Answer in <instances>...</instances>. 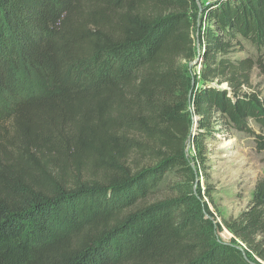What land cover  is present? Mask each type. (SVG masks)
Returning <instances> with one entry per match:
<instances>
[{
	"label": "trees",
	"instance_id": "16d2710c",
	"mask_svg": "<svg viewBox=\"0 0 264 264\" xmlns=\"http://www.w3.org/2000/svg\"><path fill=\"white\" fill-rule=\"evenodd\" d=\"M255 69L264 0H0V156L7 123L20 139L67 125L74 168L102 175L66 186L25 150L35 167L0 163V264H263L264 179L224 242L192 164L219 122L264 150ZM133 153L150 164L131 171Z\"/></svg>",
	"mask_w": 264,
	"mask_h": 264
},
{
	"label": "rangeland",
	"instance_id": "374dc122",
	"mask_svg": "<svg viewBox=\"0 0 264 264\" xmlns=\"http://www.w3.org/2000/svg\"><path fill=\"white\" fill-rule=\"evenodd\" d=\"M196 1L200 7L212 2V0ZM196 47L199 49L198 41ZM193 68L194 73H198L199 67L193 66ZM251 84L253 90L257 91L264 101V76L260 75L257 69L251 75ZM8 107L9 104L0 97V121ZM194 119L196 118L194 117ZM10 124L7 123L5 127L7 131L2 133L6 140L2 141L1 164L14 165L20 155H23L24 164L28 168L35 167L33 161L25 162V150L33 156L38 164L43 163L44 158L58 159L59 164L67 170L66 183L64 184L66 186H70L75 180L83 183L102 179L100 171L96 170L92 164L90 165L89 161L84 162L79 170L74 168L71 157L74 155L75 137L67 125L64 128L59 127L61 131L56 129L42 131L38 127H33L27 138L25 136L20 139V137L12 136V124ZM253 130L256 134H260L257 127H254ZM193 133L197 136L195 128ZM203 145L206 152L203 157L204 161L192 163L200 170V178L196 184H200L203 192H209V196L204 197L203 201L215 218L217 237L224 242H230L232 237L228 235L229 231L225 227V222L237 219L248 209L256 185L264 179V150L261 151L257 147L255 139L249 134L229 131L221 122H219V126L216 125L212 134L204 138ZM187 153L190 158L195 156L192 146L187 147ZM124 161L131 171L139 170L150 164L147 157L136 153L128 155ZM49 175L51 179L56 178V174L50 173ZM166 194L162 191L158 196L162 197ZM238 244L241 245V241ZM241 246L246 249L244 245Z\"/></svg>",
	"mask_w": 264,
	"mask_h": 264
},
{
	"label": "water",
	"instance_id": "95a60500",
	"mask_svg": "<svg viewBox=\"0 0 264 264\" xmlns=\"http://www.w3.org/2000/svg\"><path fill=\"white\" fill-rule=\"evenodd\" d=\"M201 62H202V57H201V54L199 53L198 56H197V59L190 65V72L192 73L193 71V66L195 67H199V69H201ZM193 86H194V83H193ZM197 119H194V128L196 129V122H197ZM192 137L193 138H196V134L195 133H192L189 138H188V148L191 146V142H192Z\"/></svg>",
	"mask_w": 264,
	"mask_h": 264
},
{
	"label": "built area",
	"instance_id": "2783aa9c",
	"mask_svg": "<svg viewBox=\"0 0 264 264\" xmlns=\"http://www.w3.org/2000/svg\"><path fill=\"white\" fill-rule=\"evenodd\" d=\"M242 245V244H241Z\"/></svg>",
	"mask_w": 264,
	"mask_h": 264
}]
</instances>
